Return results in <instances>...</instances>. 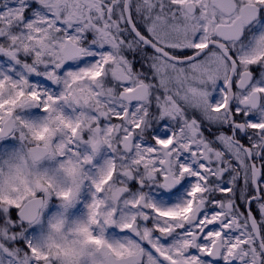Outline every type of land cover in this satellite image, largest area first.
<instances>
[{"label": "snow or ice", "instance_id": "1", "mask_svg": "<svg viewBox=\"0 0 264 264\" xmlns=\"http://www.w3.org/2000/svg\"><path fill=\"white\" fill-rule=\"evenodd\" d=\"M0 264H264V0H0Z\"/></svg>", "mask_w": 264, "mask_h": 264}]
</instances>
